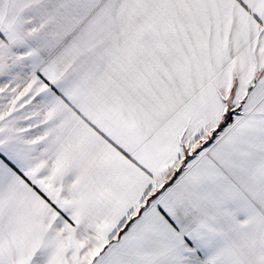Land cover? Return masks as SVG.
I'll return each mask as SVG.
<instances>
[{"label": "snow or ice", "instance_id": "6c2138e0", "mask_svg": "<svg viewBox=\"0 0 264 264\" xmlns=\"http://www.w3.org/2000/svg\"><path fill=\"white\" fill-rule=\"evenodd\" d=\"M0 264H264V0H0Z\"/></svg>", "mask_w": 264, "mask_h": 264}]
</instances>
